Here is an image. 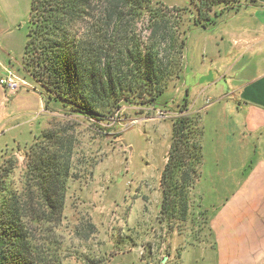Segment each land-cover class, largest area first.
Instances as JSON below:
<instances>
[{
  "label": "trees",
  "instance_id": "16d2710c",
  "mask_svg": "<svg viewBox=\"0 0 264 264\" xmlns=\"http://www.w3.org/2000/svg\"><path fill=\"white\" fill-rule=\"evenodd\" d=\"M243 0H31L23 69L45 107L109 121L126 105L158 104L185 72L193 29L215 27ZM144 24L146 33L136 28ZM185 100L173 121L161 177L162 220L187 221L190 190L202 176L203 128ZM72 143L47 130L26 152L21 186L14 159L0 164V264H61L38 243L62 221Z\"/></svg>",
  "mask_w": 264,
  "mask_h": 264
},
{
  "label": "rangeland",
  "instance_id": "374dc122",
  "mask_svg": "<svg viewBox=\"0 0 264 264\" xmlns=\"http://www.w3.org/2000/svg\"><path fill=\"white\" fill-rule=\"evenodd\" d=\"M20 2L30 8L31 0ZM136 30L146 33L143 23ZM180 81L159 98L158 106L126 105L114 118L99 124L68 114L60 106L55 111L51 104L44 114L14 119L4 128L0 164L15 160L12 177L16 187L21 186L25 172V153L44 132L56 131L72 143L71 178L62 221L53 231L46 228L40 232L38 241L42 250L55 252L61 264L195 261L197 253H186L187 246L208 240L209 223L219 207L210 204L216 196L204 186L202 176L190 190L186 222L168 223L161 215L162 172L172 143L173 121L181 116L186 99L188 113L199 119L204 133L205 109L190 110L189 92H177Z\"/></svg>",
  "mask_w": 264,
  "mask_h": 264
},
{
  "label": "crops",
  "instance_id": "0c3cea01",
  "mask_svg": "<svg viewBox=\"0 0 264 264\" xmlns=\"http://www.w3.org/2000/svg\"><path fill=\"white\" fill-rule=\"evenodd\" d=\"M29 10L0 0V78L12 72L26 83L15 94L0 85V137L14 119L46 112L23 70ZM188 45L176 87L191 95L192 112L205 109L202 182L219 207L208 240L186 253H197L191 264H264V0H243L215 27L193 29Z\"/></svg>",
  "mask_w": 264,
  "mask_h": 264
},
{
  "label": "built area",
  "instance_id": "2783aa9c",
  "mask_svg": "<svg viewBox=\"0 0 264 264\" xmlns=\"http://www.w3.org/2000/svg\"><path fill=\"white\" fill-rule=\"evenodd\" d=\"M0 85L10 94L17 93L26 83L16 74L10 72L7 76L0 78Z\"/></svg>",
  "mask_w": 264,
  "mask_h": 264
},
{
  "label": "water",
  "instance_id": "95a60500",
  "mask_svg": "<svg viewBox=\"0 0 264 264\" xmlns=\"http://www.w3.org/2000/svg\"><path fill=\"white\" fill-rule=\"evenodd\" d=\"M158 105H159V104H156V103L152 104L153 107L158 106Z\"/></svg>",
  "mask_w": 264,
  "mask_h": 264
}]
</instances>
